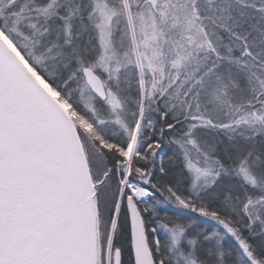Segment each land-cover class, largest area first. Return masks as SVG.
<instances>
[{
  "label": "snow or ice",
  "instance_id": "6c2138e0",
  "mask_svg": "<svg viewBox=\"0 0 264 264\" xmlns=\"http://www.w3.org/2000/svg\"><path fill=\"white\" fill-rule=\"evenodd\" d=\"M0 264H264V0H0Z\"/></svg>",
  "mask_w": 264,
  "mask_h": 264
}]
</instances>
